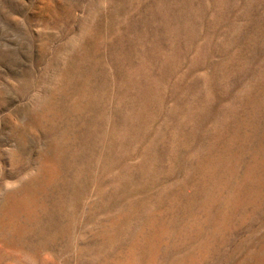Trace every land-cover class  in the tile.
Returning a JSON list of instances; mask_svg holds the SVG:
<instances>
[{
    "label": "rangeland",
    "instance_id": "1",
    "mask_svg": "<svg viewBox=\"0 0 264 264\" xmlns=\"http://www.w3.org/2000/svg\"><path fill=\"white\" fill-rule=\"evenodd\" d=\"M0 264H264V0H0Z\"/></svg>",
    "mask_w": 264,
    "mask_h": 264
}]
</instances>
